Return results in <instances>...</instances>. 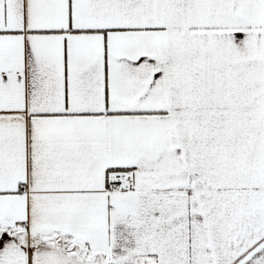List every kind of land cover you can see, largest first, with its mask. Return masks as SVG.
<instances>
[{
  "label": "snow or ice",
  "instance_id": "obj_1",
  "mask_svg": "<svg viewBox=\"0 0 264 264\" xmlns=\"http://www.w3.org/2000/svg\"><path fill=\"white\" fill-rule=\"evenodd\" d=\"M0 264H264V0H0Z\"/></svg>",
  "mask_w": 264,
  "mask_h": 264
}]
</instances>
